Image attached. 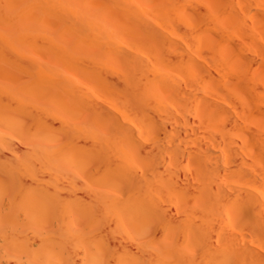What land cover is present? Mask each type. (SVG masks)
<instances>
[{
    "label": "bare ground",
    "instance_id": "bare-ground-1",
    "mask_svg": "<svg viewBox=\"0 0 264 264\" xmlns=\"http://www.w3.org/2000/svg\"><path fill=\"white\" fill-rule=\"evenodd\" d=\"M0 264H264V0H0Z\"/></svg>",
    "mask_w": 264,
    "mask_h": 264
}]
</instances>
